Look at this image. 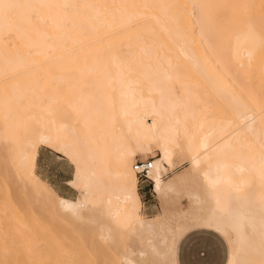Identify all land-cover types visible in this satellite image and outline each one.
I'll return each mask as SVG.
<instances>
[{
  "label": "bare ground",
  "instance_id": "obj_1",
  "mask_svg": "<svg viewBox=\"0 0 264 264\" xmlns=\"http://www.w3.org/2000/svg\"><path fill=\"white\" fill-rule=\"evenodd\" d=\"M123 40L140 45L124 60ZM129 141L142 153L157 145L147 177L157 195L192 182L164 181L183 141L190 168L207 165V229L234 236L226 264H264V0H0V145L11 149L20 186L37 179L41 147L69 159L79 198L45 208L81 226L99 221L101 205L100 233L86 238L102 264H135L118 232H154ZM11 213L0 217V264H95L63 242L55 221Z\"/></svg>",
  "mask_w": 264,
  "mask_h": 264
},
{
  "label": "rangeland",
  "instance_id": "obj_2",
  "mask_svg": "<svg viewBox=\"0 0 264 264\" xmlns=\"http://www.w3.org/2000/svg\"><path fill=\"white\" fill-rule=\"evenodd\" d=\"M118 49L120 51L119 58L123 60L128 59L133 56L132 54L134 52L140 50L139 41L123 40L119 43ZM114 50V47H112L109 49V52H113ZM209 73L216 81L220 79L218 76L216 77L217 74L215 75L213 71ZM94 79V75H89L87 81L93 82ZM174 90L178 91V87L175 86ZM224 117L228 118L229 115L226 114ZM68 120L69 123L73 124L70 119ZM127 143H129L130 147L135 151V156L131 159L132 167L134 162L138 159L145 160L151 158V160H153L160 156L157 145H153L150 152L142 153L132 147L133 145L130 141ZM183 143V141H180L179 145L175 148L172 160L173 165L167 175L164 176V181L174 179L178 175H183L185 178L191 179L192 182H190L189 185H178L176 188L177 191L162 192L157 195L153 192V187L149 180L139 177L137 180L136 177V188L141 201V215L145 221H152L154 232L150 233L145 228L127 231L125 234L124 232H118L117 239L121 240L123 246L121 247V252L127 255L129 250L133 249L131 259L135 264H178L177 247L181 239L194 230H209L203 219L208 215L211 208H213V200L208 195V189L205 188L200 180V173L207 165L206 163L204 165V162H202L200 167L194 170L191 169L189 163L190 154L188 152L186 153ZM10 150L11 149H8L7 146L3 144L0 145V217H2V222H7L5 219L12 216V211H15L17 215L24 220V223H27L28 220L39 222V224L44 220L55 221V230L59 231L58 229H60L61 232H64L62 233L61 239H63V242L71 245L78 257L81 258L80 260H89L93 261L95 264H102L99 261L101 256L97 257L94 255L89 240L86 238L89 236L87 233L91 232L92 229L95 235L96 233L98 235V232L100 233L99 226H101L100 223L104 220L102 217L103 208H101V205L99 206L100 208L98 207V214L100 213L101 217L99 218L100 222L96 220L95 223H86L81 226L78 224L72 225L71 222L64 219L59 214L53 215L45 208L46 205L51 207L56 206L57 202L55 201L59 197H63L60 196L61 193L68 195V199L71 200L79 198V191L68 184L69 181L73 180L74 173V167L69 159L56 148L41 147L38 151V164L35 168L37 179L31 180L29 177L25 178L24 176L23 181L25 184L20 186L21 184L19 185V183L22 182L18 180L22 179L18 176L19 172L12 162L9 154ZM109 167L112 169L115 168V165H110ZM106 179L107 181L111 180V178ZM250 180V186H252L253 191L256 192L258 190V184H256L257 180L254 176ZM37 197L39 202L35 199ZM3 210L4 212H2ZM50 215L54 217H49ZM156 221H161V225L156 226ZM61 232L58 233L60 234ZM215 233L218 234L227 245L228 252L226 264L230 256L235 253L236 243L233 241L234 236L231 231H227V234H222L219 231H215ZM72 235L76 237V241L72 239L69 241V237ZM148 242L153 243L158 252L155 260L154 256L151 257L152 254L150 247H148ZM105 244L107 246L104 245V251H106L107 248L112 249V243Z\"/></svg>",
  "mask_w": 264,
  "mask_h": 264
},
{
  "label": "crops",
  "instance_id": "obj_3",
  "mask_svg": "<svg viewBox=\"0 0 264 264\" xmlns=\"http://www.w3.org/2000/svg\"><path fill=\"white\" fill-rule=\"evenodd\" d=\"M38 158L39 154L36 166ZM60 196L69 198L64 193H61ZM227 252V245L218 234L204 229L194 230L185 235L179 242L177 247V262L178 264H225Z\"/></svg>",
  "mask_w": 264,
  "mask_h": 264
},
{
  "label": "built area",
  "instance_id": "obj_4",
  "mask_svg": "<svg viewBox=\"0 0 264 264\" xmlns=\"http://www.w3.org/2000/svg\"><path fill=\"white\" fill-rule=\"evenodd\" d=\"M153 161L151 158L145 160H137L134 162V171L139 178L148 180V173L152 168Z\"/></svg>",
  "mask_w": 264,
  "mask_h": 264
}]
</instances>
